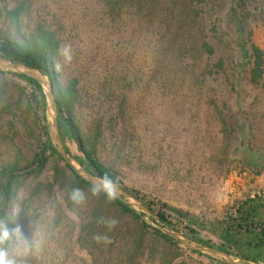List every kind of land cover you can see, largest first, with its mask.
Listing matches in <instances>:
<instances>
[{"label": "rangeland", "instance_id": "rangeland-1", "mask_svg": "<svg viewBox=\"0 0 264 264\" xmlns=\"http://www.w3.org/2000/svg\"><path fill=\"white\" fill-rule=\"evenodd\" d=\"M47 33L57 81L74 85L72 118L85 140L97 139L98 160L171 207L175 231L247 255L264 226V0H0V42L27 45ZM249 47L261 59L255 81ZM32 92L0 69V171H22L46 140ZM65 145L84 158L72 140ZM92 188L54 153L39 174L15 180L8 199L0 182V223L14 222L4 247L17 264H221ZM248 197L261 210L253 234L225 235Z\"/></svg>", "mask_w": 264, "mask_h": 264}, {"label": "trees", "instance_id": "trees-1", "mask_svg": "<svg viewBox=\"0 0 264 264\" xmlns=\"http://www.w3.org/2000/svg\"><path fill=\"white\" fill-rule=\"evenodd\" d=\"M51 45L52 42H51L50 34L48 33L42 36L40 40L36 42L33 41L27 45H21L9 39H5L0 42V58L8 59L15 63L25 64L32 68L39 69L44 74H46L53 82L55 101L58 111V129L60 131V135L64 143V147L68 153H70L73 156L70 149L65 145V141L67 139L72 140L76 144L79 151L82 153L84 157L82 160L76 156H74V158L78 160L86 169L90 170L92 173L98 175L99 177L102 178L107 177L111 179L114 184L119 185L129 193L139 198L145 205L149 207V209L155 215L158 216L159 220L163 224L168 225L170 228L174 230H179L175 227V224L173 223V215H172L171 207H168L166 203L156 201V199H151L148 195L142 193L141 191H139L134 187H130L126 185L123 179L119 177V175L113 169L108 168L98 160L97 156L95 155V152L97 151V146H96L97 139H95V141L93 140L89 141L87 139L85 140L80 133L79 127L76 125L74 119L72 118L73 111L71 110V106H72L71 95H73L74 85H71L67 88H63L61 87L60 83L57 81L58 73L54 71L49 56V54L51 55V53L53 54L54 52V48H52ZM251 50H253L254 55L253 54L250 55L249 58L252 59L253 56H256L258 58V60L255 63V66L252 67L250 71V74L252 76L251 80L255 81L256 78L260 75L259 61L261 59L259 58L260 57L259 51L255 47H249V49L247 48L246 51L247 54L251 52ZM4 72L12 74L22 79L33 88L32 97L34 98V102L38 103V105H40L39 108L43 111V116H42L44 122L43 129L46 137V140L43 141L42 144L39 146L38 151L36 152L33 160L29 164H27L22 169V171L14 167H11L6 171H0V182L5 187V192L2 193V196L3 198L8 199L10 195V190L15 180H18L19 177H21L23 174L27 176L39 174L46 167L49 161L50 154L52 153L58 154V152L54 148L51 141L50 120L46 113V108L44 105L46 103L45 93L41 84L37 80L31 77L22 74H16L10 70H4ZM240 91L241 89H239L236 92L237 100L242 99V93ZM238 105L241 106L239 101H238ZM59 157L63 159L60 155ZM71 172L74 174L78 184L94 187L90 183L86 182L81 177L76 175L72 170ZM102 195L108 198V196L104 191H102ZM111 200L122 213L129 214L134 218H139L141 220V224L143 225V227L150 228L153 231L161 233L163 236L168 238V236L163 234L160 230L150 225V223L147 221V216L144 213L136 211L130 205L125 204L122 200L116 197H114ZM255 201H256L255 197H248L246 200L238 204L236 222L232 224L227 222L228 226L226 227L227 231L225 232V235L229 231L235 232L233 233L234 236L235 234H240V233L253 234L254 225L252 221L254 218L258 217L259 214H261V210L259 208L260 204L256 203ZM1 215L5 217L7 213H5V211H1ZM7 217H5V224L8 226L10 230L13 231L14 222H12L11 220H7ZM12 231H10V235ZM260 232L261 234L252 237L251 240H248L246 242L247 249L249 251L247 255H241V254L231 255L232 259L233 260L241 259V264H246L245 260L252 258L256 254H258V256L261 255L263 256L264 226L261 227ZM228 237L233 238L232 234H229ZM198 241L203 244L209 245L208 242H204L201 239H198ZM7 242L8 240L5 242V245L7 244ZM234 242L237 244L236 240ZM261 263L264 264L263 261H261ZM221 264H230V263L226 261H221Z\"/></svg>", "mask_w": 264, "mask_h": 264}, {"label": "water", "instance_id": "water-1", "mask_svg": "<svg viewBox=\"0 0 264 264\" xmlns=\"http://www.w3.org/2000/svg\"><path fill=\"white\" fill-rule=\"evenodd\" d=\"M0 69L1 70H10L16 74H22L28 77H31L37 80L45 93L46 97V113L50 120V136L51 141L58 152V154L63 158L66 165L79 177H81L86 182L90 183L93 186H96L102 183V177L92 173L91 171L84 168L78 160H76L70 153H68L64 147V143L61 139L60 131L58 129V111L55 101V94H54V85L50 78L44 74L41 70L32 68L25 64H19L12 62L8 59L0 58ZM115 192L114 197L122 200L125 204L130 205L136 211L144 213L147 218L149 219V223L152 227L160 230L163 234L174 239L191 249L212 253L222 261H226L230 264H238L236 260H233L231 255L216 249L212 246L203 244L201 242L195 241L190 237L172 230L168 225L163 224L157 215H155L147 205H145L139 198L134 196L133 194L129 193L119 185L114 184ZM241 261V259H239ZM246 264H261L256 261L252 260H245Z\"/></svg>", "mask_w": 264, "mask_h": 264}, {"label": "clouds", "instance_id": "clouds-1", "mask_svg": "<svg viewBox=\"0 0 264 264\" xmlns=\"http://www.w3.org/2000/svg\"><path fill=\"white\" fill-rule=\"evenodd\" d=\"M62 54L66 55V50ZM91 191L94 196L98 195L101 191H104L108 196V199L111 200L114 198L115 188L112 180L104 177L102 179V183L94 186ZM71 199L76 204L82 203L84 200L83 191L80 188L73 189L71 193ZM100 223L107 224L109 229H111L115 227L116 221H104L103 219H101ZM10 231L12 230H10L6 224L0 223V264H17L16 258L9 253L6 247H4L5 242L9 239ZM95 240L97 242H103L105 244L111 243L110 239L107 236L97 235L95 237Z\"/></svg>", "mask_w": 264, "mask_h": 264}]
</instances>
